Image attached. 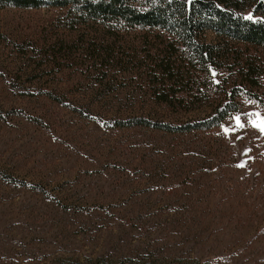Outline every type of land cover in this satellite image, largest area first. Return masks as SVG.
<instances>
[{
    "label": "rangeland",
    "instance_id": "374dc122",
    "mask_svg": "<svg viewBox=\"0 0 264 264\" xmlns=\"http://www.w3.org/2000/svg\"><path fill=\"white\" fill-rule=\"evenodd\" d=\"M66 13L0 7V264H264V47L204 30L223 60L172 106L118 65L142 45ZM234 87L240 109L211 129L119 124L202 120Z\"/></svg>",
    "mask_w": 264,
    "mask_h": 264
},
{
    "label": "trees",
    "instance_id": "16d2710c",
    "mask_svg": "<svg viewBox=\"0 0 264 264\" xmlns=\"http://www.w3.org/2000/svg\"><path fill=\"white\" fill-rule=\"evenodd\" d=\"M238 1L0 0V7L64 8L67 12L65 25L70 29L95 23L102 26L105 35H115L120 42L139 43L138 46L145 49L141 53H129L126 58H117L118 65L128 67L124 70L142 71L140 77L155 85V100L173 106L202 91L211 67L223 60L220 44L201 39L204 30L211 29L220 36L264 47V19L255 20L237 13L234 8H237ZM245 1L255 3V11L264 15V0ZM237 64L242 78L257 85V69L253 62L242 58ZM240 91L232 88L231 100L213 104V112L202 120L172 124L138 116L119 124L151 126L172 132L211 129L240 109L236 100ZM252 98L259 97L253 95Z\"/></svg>",
    "mask_w": 264,
    "mask_h": 264
},
{
    "label": "snow or ice",
    "instance_id": "6c2138e0",
    "mask_svg": "<svg viewBox=\"0 0 264 264\" xmlns=\"http://www.w3.org/2000/svg\"><path fill=\"white\" fill-rule=\"evenodd\" d=\"M236 120H237V124H238L239 127H243L244 126V125L240 124L239 117H237ZM258 127H260V130L262 132H264V118H262L261 125H258Z\"/></svg>",
    "mask_w": 264,
    "mask_h": 264
}]
</instances>
